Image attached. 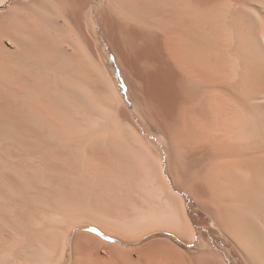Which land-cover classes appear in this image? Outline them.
I'll return each mask as SVG.
<instances>
[{
	"label": "bare ground",
	"instance_id": "bare-ground-1",
	"mask_svg": "<svg viewBox=\"0 0 264 264\" xmlns=\"http://www.w3.org/2000/svg\"><path fill=\"white\" fill-rule=\"evenodd\" d=\"M238 256L264 264V0H0V264Z\"/></svg>",
	"mask_w": 264,
	"mask_h": 264
},
{
	"label": "rangeland",
	"instance_id": "rangeland-1",
	"mask_svg": "<svg viewBox=\"0 0 264 264\" xmlns=\"http://www.w3.org/2000/svg\"><path fill=\"white\" fill-rule=\"evenodd\" d=\"M186 201H187L189 213H191V217L193 218L196 224V228L199 234L203 235L207 240L220 239L219 235L222 236V234L219 233L218 228L214 225L213 221L207 216V214L204 213L203 210L197 205L196 200L192 196L187 195ZM88 228H89L88 230H91L93 227H88ZM218 245H219L218 248L227 250V248L224 245L222 246L219 243ZM240 259L241 258L239 256L237 257V259H234L236 262L235 264H246L245 261L239 263L238 260L240 261Z\"/></svg>",
	"mask_w": 264,
	"mask_h": 264
},
{
	"label": "snow or ice",
	"instance_id": "snow-or-ice-1",
	"mask_svg": "<svg viewBox=\"0 0 264 264\" xmlns=\"http://www.w3.org/2000/svg\"><path fill=\"white\" fill-rule=\"evenodd\" d=\"M92 231H96L95 229H91Z\"/></svg>",
	"mask_w": 264,
	"mask_h": 264
}]
</instances>
